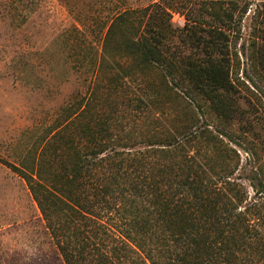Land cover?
<instances>
[{
    "label": "rangeland",
    "instance_id": "rangeland-1",
    "mask_svg": "<svg viewBox=\"0 0 264 264\" xmlns=\"http://www.w3.org/2000/svg\"><path fill=\"white\" fill-rule=\"evenodd\" d=\"M206 2L75 0L79 27L59 0H0V264H64L25 182L9 165L35 158L44 127L85 104L93 114L112 116L115 131L141 150L143 136L160 135L163 142L191 123L194 141H180L175 154L190 157L184 160L200 178L221 187L213 220L220 213L229 223L222 264H264V0L241 2L222 40L227 47L214 54L228 63L231 83L214 101L179 76L213 54L203 47L214 24L202 13ZM171 4L178 9L168 10ZM146 6L166 28L160 48L176 68L170 75L131 72L128 57L100 59L111 16ZM72 25L83 31L84 43L76 46L85 48L65 41H74ZM115 36L116 45L123 42ZM90 56L96 64L100 59L97 74Z\"/></svg>",
    "mask_w": 264,
    "mask_h": 264
},
{
    "label": "trees",
    "instance_id": "trees-1",
    "mask_svg": "<svg viewBox=\"0 0 264 264\" xmlns=\"http://www.w3.org/2000/svg\"><path fill=\"white\" fill-rule=\"evenodd\" d=\"M59 1L75 24L83 26L74 13L75 0ZM242 1L207 0L202 13L214 24L208 26L203 47L213 54L204 64L185 66L184 74L179 71L209 100L214 101L219 89L231 87L228 63L214 54L227 47L222 40L232 30ZM151 8L114 13L103 32L100 59L128 57L131 72L172 74L176 68L160 48L166 28L150 14ZM169 9L178 8L171 4ZM79 27L72 25L73 42L65 40L74 50L86 47L76 46L84 43ZM117 33L124 39L118 45ZM100 59L97 64L93 56L88 60L96 74ZM111 118L104 112L93 114L88 104L67 116L58 114L37 140L35 158L9 165L25 182L64 264H222L229 223L220 213L213 220L221 187L200 178L186 161L190 157L175 154L180 141H194L192 124L163 142L160 135L143 136L147 144L141 150L115 131Z\"/></svg>",
    "mask_w": 264,
    "mask_h": 264
}]
</instances>
